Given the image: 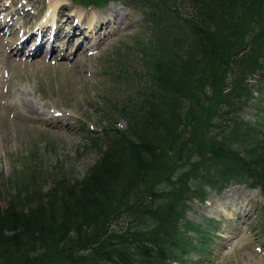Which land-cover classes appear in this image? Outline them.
Here are the masks:
<instances>
[{"label":"trees","instance_id":"1","mask_svg":"<svg viewBox=\"0 0 264 264\" xmlns=\"http://www.w3.org/2000/svg\"><path fill=\"white\" fill-rule=\"evenodd\" d=\"M120 1L151 33L114 63L137 95L120 89L111 102L112 126L92 138L100 154L82 178L59 171L45 189L30 168L7 179L0 264H205L221 223L191 218V204L232 183L264 196V0ZM129 212L134 222L116 228Z\"/></svg>","mask_w":264,"mask_h":264},{"label":"rangeland","instance_id":"2","mask_svg":"<svg viewBox=\"0 0 264 264\" xmlns=\"http://www.w3.org/2000/svg\"><path fill=\"white\" fill-rule=\"evenodd\" d=\"M64 3L65 19L59 20L58 26L62 23L68 37L62 40L57 35L49 55L47 39L51 30L44 31L42 23L51 14L60 19ZM86 11L91 12L89 17L81 15ZM144 20L141 11L116 0L103 9L64 0H0L3 200L9 191L7 179L21 176L30 168L42 169L37 170V186L47 183L45 189L52 185L51 176L59 171L73 179L87 173L100 154L92 138L105 139L104 128L112 126L111 102L122 100L119 90H124L120 86L124 84L116 80L114 63L124 47L135 50L137 40H149L151 33ZM40 34L44 42L34 55ZM139 65L131 64L137 68ZM137 92V87L130 85L123 97L136 96ZM256 109L252 103L241 115L250 119ZM125 125L121 119L119 126ZM46 174L51 179L44 180ZM258 214L261 217H256ZM188 215L198 222L215 218L221 223L220 238L212 245L205 264H264V196L259 188L229 184L220 194L210 192L203 203L195 200ZM135 217L134 212L124 213L116 221V228L130 226ZM189 256L199 258L193 251Z\"/></svg>","mask_w":264,"mask_h":264},{"label":"bare ground","instance_id":"3","mask_svg":"<svg viewBox=\"0 0 264 264\" xmlns=\"http://www.w3.org/2000/svg\"><path fill=\"white\" fill-rule=\"evenodd\" d=\"M61 1H63V0H61ZM65 2H67V1H70V0H64ZM61 9L59 10L60 12H62V9H63V12H62V15H61V18L59 19V18H57V16H56V14H51V17L49 18H46L45 20H44V23H42V25H44V27L42 28L44 31H48V27H45V26H47V25H49L50 23L53 25V23H54V21L56 20L57 22H56V26L53 28L54 29V31L49 35V37H48V39H47V41H53L55 38H56V36L58 35V38L59 39H62V40H64L65 38H67L68 37V34L66 33H64L63 32V26H62V23H61V25H59L58 26V22H59V20H61V22H63L64 21V19H65V17L63 18V15L66 13V7H65V3L60 7ZM91 12L90 11H86V12H81V15L82 16H88L89 17V14H90ZM67 20L69 21L70 20V16H68V18H67ZM107 25V24H106ZM104 29V28H103ZM83 32H85L84 31V29H82V33ZM96 33L98 34V32L96 31ZM69 37H71V36H69ZM38 41H39V45L37 46L38 48L35 50V52H37V51H39L40 49H41V46H42V43L44 42V38L42 37V35L40 34L39 36H38ZM69 40H70V38H69ZM18 46V45H17ZM82 50V49H81ZM26 105L28 106V107H30L31 105H30V103L28 104V103H26Z\"/></svg>","mask_w":264,"mask_h":264}]
</instances>
